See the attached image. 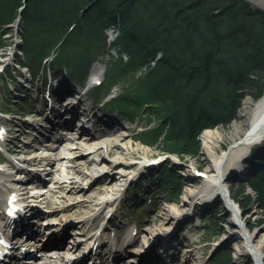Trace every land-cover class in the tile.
Segmentation results:
<instances>
[{
    "label": "rangeland",
    "instance_id": "1",
    "mask_svg": "<svg viewBox=\"0 0 264 264\" xmlns=\"http://www.w3.org/2000/svg\"><path fill=\"white\" fill-rule=\"evenodd\" d=\"M31 1L23 0L17 14L19 15V11H22L21 9H24V6H27ZM244 1L249 3L252 8L264 12V0ZM44 2L45 0H40L37 3ZM64 5L52 0L51 4L41 7V10L38 11L39 16L44 15L46 20L52 17V20L57 22H51V28L53 29L48 27L47 29L42 28L41 31H38L39 28L31 29L37 35L35 37L37 40L33 39L29 46L26 45L24 35L26 32V28H24L25 20L23 21L17 15L9 24L0 22V59L6 58L3 53L10 49L17 52L10 60V64L0 70V125L4 126V130L7 131V136L11 141L16 137L18 138V140H14L15 144L10 142L9 147L0 144V148L3 149V151L0 150V161H5L4 153L5 155L13 154L11 148L17 144L20 147H23L26 142L31 143L33 145L31 147H36L37 144L40 145L32 141V135H25L23 132L18 134L16 130L18 127L13 121L26 122L29 120V123L35 125L36 128L42 127L43 124H46L45 117H40L39 120L36 117L40 116V110L45 111L44 96L52 97L55 100L64 98L66 101V99L74 96L70 91L77 90L81 92L84 107L91 106L95 112L104 114L107 123L99 122L95 133L97 139L102 137L99 139L102 142H113L114 145L109 148L110 152L107 155L110 158L121 157L118 146L129 148L133 152V155L130 156L132 166H117L115 169L117 172L112 175L113 178L116 177V182H112L110 176L101 174L100 170L103 169V166L91 164L87 156H76V158H72L76 160H72L71 163L58 162L55 166H52L47 162L44 165H39L38 169L47 168V170L40 172L42 176L40 183L32 181L19 182L16 181V177L19 176H11L8 184L15 188L28 187L31 204L39 206L43 210V213H39L36 218L37 229H43L50 222L49 220H53L52 222L56 225L52 229L53 231L43 229V233L45 231L49 234L55 230L62 231L64 229L65 232H62V234L65 237L64 245H67L66 249L69 248L68 243L72 241V237L83 239L82 235L85 232L95 233L106 222L120 221L123 223L121 230L119 229L118 245L120 247L124 246L122 264H125L133 259L135 260L137 255L139 256V252L142 253L146 250L143 248V244H146L147 236L162 224H167L165 214L168 211L184 212L183 214L186 215L187 211L184 210L188 194L186 188L192 189L193 192H198L201 189L203 182L213 174V159L221 157L225 153H230L235 146L234 141L238 138H232V130L234 124L240 121L244 103L247 100L258 103L264 97V94L260 98L246 96L242 100L235 118L228 125L214 124L213 127H205L199 132L197 131L198 133L195 136H186L183 117L185 119L190 115H195V112L198 115L197 108L203 101V98L197 97L199 91H193L195 86H193L191 75L186 77L185 82L178 85L174 84L177 79L169 78L170 73L167 75L161 73L162 76L155 74L152 81L143 86V92L139 93V100L142 101L141 97L145 96L144 103H146L144 105L139 104L138 101L134 103L131 99L136 96V91L132 90L137 87L140 78L145 77L150 69L154 70L157 61L161 60L163 55L160 54L153 61L143 58L141 68L134 71L128 69L127 72H124L121 69L129 61V58L126 54L120 52L119 47H115L116 43L123 37L115 26L104 28L102 32L99 29H91L92 34H97L88 41L89 44L88 42L84 43L81 39L80 41L76 39L74 45L69 44L66 48H62L63 45L62 47L49 46L48 41L56 38L54 32L58 31V28L59 31L64 28L61 23L65 22L66 26V23L69 22L67 20H70L67 18L68 11L64 8ZM90 8H87L85 13L89 12ZM94 15L93 12L92 16ZM64 17H66V21L63 20ZM221 17L223 18L221 24L223 28L233 27L230 24L232 22H244L245 25L243 24V26L252 30L251 38L254 43H260L259 40H261V44L264 45V23L244 21L242 14L238 12L223 13ZM238 23L234 27L236 30H241ZM92 26L95 28L94 25ZM231 35L226 33V38L220 37L221 42L224 43L227 38L230 39L229 36ZM214 38H217V36H214ZM44 40L46 41L44 42ZM21 49L28 52L26 58L22 55ZM54 53L66 54L69 57L65 55L66 62H63L65 60L55 62V59L53 60ZM227 58L229 57L225 56L224 60H227ZM26 65L29 66V69L24 68ZM95 65L102 66L104 75L101 81L89 86L88 81ZM56 68H58L57 71ZM232 68L233 66H231ZM73 70L77 71L78 77L74 76ZM233 71L236 72L235 69ZM27 79H30L31 83L27 82ZM88 87L89 91L86 93ZM139 90L142 89L139 87ZM168 92H174L173 98L184 99L186 102V105L182 106L183 108L181 107L179 111L173 109V111H177L178 115L175 116L178 119L171 118V120H174L173 123L177 126L179 132L184 131L178 140L187 142L191 146V150H182V148L174 146L172 143H175V140H170L169 128L160 130V120L157 116L150 115L153 111L158 112L159 115L162 108L167 110V105L164 102L168 100ZM128 93L131 94V98H129L130 107H123L120 101L123 99L122 97L129 96ZM20 94L26 98H21ZM150 98L152 103L149 102ZM153 101L155 104H153ZM161 103L164 105H160ZM212 107L215 110L216 105L213 102ZM48 110V107H46V114L49 112ZM30 113H34L36 117H32L34 118L32 119ZM201 116L203 117V115ZM208 117L211 116L208 115ZM108 124L111 125L110 128ZM121 130H124L122 133H127L125 140L118 139L122 133L117 132ZM207 131L208 134H206ZM168 141L172 143L169 144ZM41 147L46 148L47 146L41 145ZM46 149L49 150V148ZM114 151L117 153L112 154L111 152ZM21 152L28 154L27 151ZM263 161L264 144L258 143L240 162L242 163V171L246 173L242 174L240 171H236L237 168L232 165L225 171L223 180L224 185L229 189L233 203L237 204L232 199L236 194L247 196V202L251 201L245 209L237 204L242 215L239 222L248 227L247 231L252 233V245L258 249L260 248L263 252L262 263L258 261L253 252L244 249L246 241L240 223L235 220L232 209L227 206L220 195L212 196L213 199L208 198L206 203L200 202L198 207H195L186 215V219L182 221L183 224L180 226L179 231L182 233L187 228L192 233L190 242L187 240L184 245L193 247L197 252V258L187 261L178 258L173 259L172 263L264 264V207L258 205V195L252 185L253 180L255 182L264 181ZM82 162H86L85 165H81ZM141 164H145V167L141 168ZM73 167L82 170L84 174L92 175L82 179V188L73 190V192H62L57 188L59 186L57 182L61 176H68ZM3 168L0 166V173ZM54 170L55 174H51ZM246 170H249V172ZM16 172L21 173L22 170L16 169ZM69 175L71 176V174ZM122 175H124L123 178ZM52 190L55 192H52ZM92 195L95 197L91 203V210L69 206L72 200H84ZM46 197H50L53 205L46 202ZM1 198H9V195L0 192ZM107 199L112 200V202L100 205L102 201ZM63 205L70 208H65V210H60L55 214L52 213V206ZM82 211L87 214L88 220L79 223L75 221V217L81 214ZM108 213L116 214L112 218L113 220L109 218L110 216L107 217ZM197 219H200V221L196 222ZM44 220H48L45 222L47 224L43 223ZM181 253L183 254V250Z\"/></svg>",
    "mask_w": 264,
    "mask_h": 264
},
{
    "label": "trees",
    "instance_id": "2",
    "mask_svg": "<svg viewBox=\"0 0 264 264\" xmlns=\"http://www.w3.org/2000/svg\"><path fill=\"white\" fill-rule=\"evenodd\" d=\"M22 1L0 0V22L9 24L13 18L15 19L18 15V8L22 6ZM38 1L40 0H32L23 14L24 28H26L24 35L28 46L37 37L31 29L39 28L38 31H41L42 28L47 29V27L53 29L51 22H57L53 21L52 17L46 20L44 15L39 16L38 14L41 7L51 4L52 0H45L44 3L39 4ZM55 1L62 5L65 3L64 8L68 11L67 18L70 20H67L69 22L66 23V26L65 22L61 23L64 28L60 31L58 28V31L54 32L56 38L48 41L49 46L55 47L62 43L63 47H61L66 48L69 44L74 45L76 39L79 41L81 39L86 43L97 34H92L91 29H99L102 32L104 28L115 26L123 36L115 47H119L120 52L129 58V61L121 69L124 72H127L128 69L134 71L141 68L143 58L153 61L160 54L163 55V58L157 61L154 70L150 69L145 77L140 78L138 88L132 90L136 91V96L131 99L134 103L137 101L141 105L146 103H144L145 96L141 97L142 101L139 100V93L143 92V86L152 81L155 74L162 76L161 73L163 75L170 73L169 78L177 79L174 84L178 85L185 82L186 77L191 75L193 86H195L193 91L198 90L197 97L203 98V101L197 108L198 115L195 112L196 116L190 115L185 119L183 117L186 136H195L199 130L213 127L214 124L228 125L235 118L240 104L246 96L260 98L264 94V45L261 44V40H259L260 43H254L251 38L252 30L245 28L242 21L230 23L233 27L223 28L221 26L223 21L221 15L233 12L242 14L244 21L264 23V12L252 8L244 0ZM89 7H91L90 11L85 13ZM93 12L94 16H92ZM63 20L66 21V17ZM236 23L239 24L240 27H238L241 30L235 29ZM226 33L232 35L229 36L230 39L227 38L228 41L226 39L222 43L220 37H225ZM65 55L57 54L54 58L55 62L63 60L66 62ZM66 56L69 57V55ZM225 56L229 58L224 60ZM231 66H233V70H236L235 73ZM73 71L74 76L78 77L77 71ZM182 77L185 78L182 79ZM139 87L142 89L141 91ZM173 94L174 92H168V100L164 102L167 105V110L162 108L159 112L160 116L155 111L150 115L158 117L161 123L160 130L169 128L170 140H175V143L168 141L169 144L172 143L182 150H191V146L187 142L178 140L184 131L179 132L173 123L174 120H171V118L178 119L175 115H178L177 111L182 106L184 107L186 102L184 99L173 98ZM130 95L122 97L120 102L123 107H130ZM151 98L149 102L152 103ZM212 102L216 105L215 110H213ZM173 109L177 111L175 112ZM262 172L264 173V169ZM252 183L258 195L257 203L264 207V181L255 182L253 180ZM233 197L234 202H237L241 208L245 209L251 203L250 200L247 202V196L236 194Z\"/></svg>",
    "mask_w": 264,
    "mask_h": 264
},
{
    "label": "bare ground",
    "instance_id": "3",
    "mask_svg": "<svg viewBox=\"0 0 264 264\" xmlns=\"http://www.w3.org/2000/svg\"><path fill=\"white\" fill-rule=\"evenodd\" d=\"M26 8L27 6H24V9H21L22 11H19L18 16H20L21 19H23V14ZM21 52L24 57L28 55V52H25L23 50ZM15 53L17 52H15L13 49H10L9 51L3 53V56L6 58L0 59V70L10 64V60H12L13 56L16 55ZM24 68L29 69V66L26 65ZM103 72L104 69L102 68V66L95 65L93 67L89 78V83L91 86L94 83L102 80V77L104 75ZM27 82L31 83V80L27 79ZM27 90L29 91V89ZM70 92H72V95L74 96L73 98L69 99L71 100L70 102L64 101L68 102L67 104H64L62 102L60 103L62 109H60V104L57 101H48L45 103V108L48 107V109H50L47 121L49 122V125H53L52 127L49 125L47 126L45 135L49 136L48 134L52 132V135L55 136L56 139L55 141L50 142V145H46L48 146L46 148H52V151L47 149H40L38 151L31 152L30 154H25V152L21 151H32L31 143L26 142L23 147H20L16 143L17 145L11 148L13 154L9 155L11 159L10 161L14 160L16 162V160H19V163H23L20 161H24L26 163L27 161H32L33 159H36L35 162H37L38 158L42 154H46V156L42 155L43 163L48 162L52 166H55V164L58 162H63V164L71 163V161L73 160L72 158H76V156H87L88 159H90L91 164L103 166V169L100 170L101 174H103L104 176H110V178H112V182H116V177L113 178L112 175L117 172V170H115L117 166H132V163H130V156L133 155V152H131L129 148L126 149L121 146H118V149L121 151L119 153V155L121 154V157L110 158L107 154L110 152L109 148L114 145L113 142H102L101 140H99L100 138L96 139L95 137H93L91 141H88L89 137L87 134H84L82 136V138L85 137V139L83 140H87L86 143L83 144L82 141L79 142L83 145H71L70 143L69 145L64 144L63 136H65L66 133L64 132L61 134L59 132V126L61 127V125L66 126L73 123L71 125L72 127L81 128L80 130L82 131L87 130L94 132L93 129L95 128L94 126L97 123H107L106 119L104 118V114L100 112H95V110H92L91 106L87 108L84 107L82 102L83 100L81 98L83 94L81 92H78L77 90ZM20 97L26 98L22 94H20ZM51 99L52 97H50V100ZM30 115H32L31 118L36 117L34 113H30ZM49 116H51V118H49ZM36 118L38 120L41 119L40 116H37ZM91 120H94V122L90 123ZM13 122L18 127V129H16L18 134H21V132H23V134L25 135L34 134V129H36V126L29 123V120H27L26 122ZM2 127L4 128V126L0 125V144L7 147H9L8 145L10 142L12 144H15L14 140H18V138L16 137L11 141L7 136V131L4 134L2 133ZM125 134L127 133H122V135ZM206 134H208V131ZM236 137L238 138V140L234 141L235 146L231 149L230 153H225L221 157H216L213 159V174L203 182V186L201 187V189L198 192H193L192 189L186 188V192H188L186 197L187 199L184 204V210L187 211L186 215L189 214V212H191L192 210H194L195 207H198V204L200 202L206 203V200L208 198L213 199L215 195H220V197H222L223 200L226 202L227 206L232 209L235 220L238 222L240 221V217L242 216L241 209L238 207L237 204L232 202L230 198L229 189L224 185L223 180L225 176V171L232 165L237 168L235 169L236 171H240L242 174H245L246 172L242 171L241 168V160L252 150L253 146L258 143L264 144V97L258 103H253L251 100H247L244 103L243 110L240 115V121L234 124L232 130V138L235 139ZM82 138L80 137L79 139ZM122 140H125V138H123ZM54 148H56L55 150L57 151H53ZM41 150H45V152H42ZM111 153L115 154L117 152L114 151ZM10 161L5 162L6 164L0 165L1 167H4L3 169H5V171H3L4 173H0V192L9 195V198L0 199V231L6 228L8 232L12 233V235L36 233V238H42L43 229L46 231H53L52 229L56 227L54 222H52L53 220H49L50 222L48 224L45 223L48 220H44L43 223L47 225L43 227V229H37L34 223V218L36 214L34 215L32 211H35V213L39 214L43 213V210L39 206H31L32 204L29 199L28 187L20 186L19 188H15L9 186L8 184V182H10L9 180H11V176H16V168H20V170H23V172L19 173V177H16V181L25 178L33 180L34 176H38L40 179H42V176L40 175V173L37 172V170L30 174L29 172L24 171L23 167L20 164L19 167H17L18 165L13 166V162ZM85 163L86 162H82L80 164L85 165ZM141 165V168L145 167V164ZM69 172L70 173H68V176H61L57 182L59 185L57 188L62 192H73V190H77L82 186V179L86 176L89 177L92 175L84 174L82 170L74 167ZM247 172H249V170ZM25 173H29V175L26 176L24 175ZM51 174H55V170L52 171ZM69 174H71V176ZM30 175L33 179H31ZM123 177L124 175H122V178ZM52 192L55 191L52 190ZM94 197L95 196L92 195L84 200H72V203L69 206H78L82 209L85 208L91 210V203ZM45 200L48 204H52L50 197H46ZM106 202L110 203L112 202V200L107 199L106 201H102L100 205L107 204ZM69 206H52V213L55 214L60 210L70 208ZM183 213L184 212L175 213L168 211L167 214H165L166 220L168 221L167 224H162V226L149 233V235L147 236L148 239L146 240V244H143V248L146 249V253L143 256L147 255V257L143 258L142 256L140 257L137 255V259H133L131 263L133 262V264H159L160 262H165L171 258H179L184 261H187L192 258H197L196 250L193 247L191 248L184 245L186 244L185 242L187 240L188 242H190V235L192 233L187 230L188 228L184 229L183 233L179 231L181 228V224H183L182 221L186 219V215ZM86 215L87 214L82 211L81 214L75 217V221H78L79 223L86 222L88 220ZM115 215V213H108L107 217L110 216L109 218L113 220L112 218L115 217ZM199 221L200 219L196 220V222ZM239 223L240 227L242 228L244 240L246 241V246L244 247V249L246 251L250 250L251 252H253V254L257 257L258 261L262 263L263 252L260 248L258 249L252 245L253 235L252 233L247 231L248 227L243 225L241 222ZM122 224L123 223H121L120 221H114L112 223L106 222L103 224V226H101L99 230H96L95 233L85 232V234L82 235L83 239H75L74 237H72V241H70L68 244L69 246H73L70 247L66 252L64 251L65 249L62 250V259L66 260L64 257L66 255L70 258L73 257L71 255L73 253L76 258H81V262L83 261L82 264H122L124 256V246L120 247L118 245V234L120 227H122ZM62 232H65V230H55L53 233H49L51 234V236L49 234L45 235L42 238L43 241L45 240V244H43V247L53 248L55 251L60 250L63 246V241L65 242V238L64 236H62ZM0 238H2L1 235ZM47 243L50 245H48ZM6 247L11 251V246L8 242H6ZM182 250L183 254L181 253ZM79 252L81 254L78 255ZM12 253L13 252H11V254ZM75 257L74 259H76ZM8 263V259L3 258L0 264ZM174 264L180 263L175 262Z\"/></svg>",
    "mask_w": 264,
    "mask_h": 264
}]
</instances>
